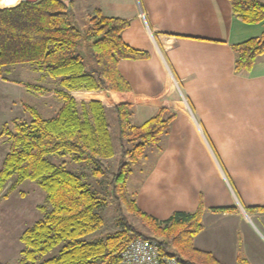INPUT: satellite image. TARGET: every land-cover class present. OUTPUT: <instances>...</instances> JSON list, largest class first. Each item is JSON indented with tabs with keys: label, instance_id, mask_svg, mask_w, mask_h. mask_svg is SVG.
Wrapping results in <instances>:
<instances>
[{
	"label": "trees",
	"instance_id": "obj_1",
	"mask_svg": "<svg viewBox=\"0 0 264 264\" xmlns=\"http://www.w3.org/2000/svg\"><path fill=\"white\" fill-rule=\"evenodd\" d=\"M65 1H22L0 9V76L8 66L32 63L37 71L58 79L61 86L54 93L62 105L52 118L44 119L38 110L24 105L31 120L14 119L0 132V139L7 137L11 142L0 170V195L10 182V190H15L32 181L46 193L51 206V210L41 207L43 218L21 234V264H118L125 248L138 237L158 240L165 255L183 263L219 264L193 245L194 237L203 229L202 205L195 212L179 211L166 220H158L142 211L128 190L132 166L146 155L148 145L159 144L174 118L163 107L142 125L131 121V86L118 66L122 60H143L149 54L124 42L123 32L129 27V20L107 17L98 9L82 30L75 25L72 2L67 5ZM229 1L234 15L243 23L264 21V1ZM233 51L235 72L250 73L264 55V33L233 46ZM26 87L37 94L50 92L38 85ZM81 91L88 93L89 98L88 103L81 104L82 114L77 101ZM102 97L112 105L117 119L121 153L115 171L104 163L115 157V148ZM65 156L72 163L90 166L97 179L110 178L114 203L139 219L151 236L124 220L120 229L105 238L89 239L104 224L98 211L108 200L70 171L66 162L51 159ZM56 248L57 255L39 263V256ZM191 251L193 257H185ZM238 264L249 263L240 258Z\"/></svg>",
	"mask_w": 264,
	"mask_h": 264
},
{
	"label": "crops",
	"instance_id": "obj_2",
	"mask_svg": "<svg viewBox=\"0 0 264 264\" xmlns=\"http://www.w3.org/2000/svg\"><path fill=\"white\" fill-rule=\"evenodd\" d=\"M3 1L0 9L24 0L7 6ZM70 2L73 10L75 1H65ZM81 3L79 11L99 9L107 17L129 20L124 42L149 54L118 66L131 86L132 123L144 124L163 107L174 116L152 155L132 166L131 193L139 208L166 220L202 205L203 229L194 237L195 249L219 264H238L240 258L264 264V55L250 73L240 75L233 51V46L260 37L264 21L243 23L229 0ZM7 122L1 120L0 129Z\"/></svg>",
	"mask_w": 264,
	"mask_h": 264
},
{
	"label": "rangeland",
	"instance_id": "obj_3",
	"mask_svg": "<svg viewBox=\"0 0 264 264\" xmlns=\"http://www.w3.org/2000/svg\"><path fill=\"white\" fill-rule=\"evenodd\" d=\"M75 8V25L82 30H85L88 25V20L91 12L87 7L82 6L81 0H74ZM4 0L3 5H13L15 1ZM78 7V8H77ZM89 10L91 8H88ZM78 12V14H77ZM35 64H19L12 65L3 69L0 76V121L6 120L11 123L12 120L28 121L31 119L30 114L25 110L24 105L38 110L41 117L44 119L52 118L62 105V100L55 95V91L61 89L58 79H54L46 73L41 74L39 71H33ZM37 70V69H36ZM2 80L12 82L22 87H9L3 85ZM26 84L38 85L50 92L46 94H37L33 91H27ZM26 88V89H25ZM77 97L79 103L78 109L82 114V103H88L89 98L86 92L81 91ZM49 104V105H48ZM23 108V109H22ZM26 114H25V113ZM25 114V115H24ZM106 116L111 124V136L115 148V157L104 160L105 165L112 171L117 169L118 160L120 159L121 146L118 138L117 119L112 105L106 104ZM10 120V121H9ZM2 129H0V132ZM11 142L7 137L0 139V168L9 152ZM154 145H148L146 148V155L150 154ZM56 163L66 162L68 169L75 174L81 176L90 188L108 201L107 204L98 211L99 215L103 217L104 224L93 235L89 236L91 240H98L105 238L107 234L114 232L122 227L123 221H128L147 236H151L150 231L145 227L139 219L132 216L128 211L121 208L114 203V198L111 195L110 178L104 177L97 179L92 174V169L85 163L75 164L71 162L69 156L52 157ZM133 168V167H132ZM132 170V169H131ZM131 179V176L129 180ZM11 182L8 188L0 196V204L7 206V209H0V241L3 238V243H0V264H21L23 256L22 250L24 245L20 241L21 234L28 228L32 227L34 223L43 218L44 214L41 207L51 210L50 204L46 200V193L38 186L37 183L26 181L19 185L15 190H10ZM128 190L132 192L133 185L130 180L128 183ZM1 206V205H0ZM59 248H56L47 255L39 256V263L57 255ZM191 251L187 256L193 257Z\"/></svg>",
	"mask_w": 264,
	"mask_h": 264
},
{
	"label": "built area",
	"instance_id": "obj_4",
	"mask_svg": "<svg viewBox=\"0 0 264 264\" xmlns=\"http://www.w3.org/2000/svg\"><path fill=\"white\" fill-rule=\"evenodd\" d=\"M144 16V15H143ZM118 264H186L162 252L160 242L138 237L131 241L121 255Z\"/></svg>",
	"mask_w": 264,
	"mask_h": 264
},
{
	"label": "water",
	"instance_id": "obj_5",
	"mask_svg": "<svg viewBox=\"0 0 264 264\" xmlns=\"http://www.w3.org/2000/svg\"><path fill=\"white\" fill-rule=\"evenodd\" d=\"M24 1H27V2H30V3H36V2H38L40 0H24Z\"/></svg>",
	"mask_w": 264,
	"mask_h": 264
}]
</instances>
